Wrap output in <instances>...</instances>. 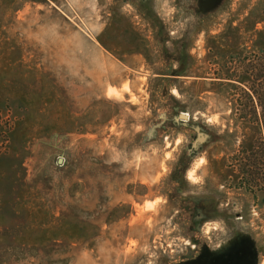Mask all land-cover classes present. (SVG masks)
<instances>
[{
	"label": "rangeland",
	"instance_id": "rangeland-1",
	"mask_svg": "<svg viewBox=\"0 0 264 264\" xmlns=\"http://www.w3.org/2000/svg\"><path fill=\"white\" fill-rule=\"evenodd\" d=\"M259 36L264 0H0V264H264Z\"/></svg>",
	"mask_w": 264,
	"mask_h": 264
},
{
	"label": "trees",
	"instance_id": "trees-1",
	"mask_svg": "<svg viewBox=\"0 0 264 264\" xmlns=\"http://www.w3.org/2000/svg\"><path fill=\"white\" fill-rule=\"evenodd\" d=\"M263 33H261L262 35ZM231 35L229 34H226V35H223L221 36V41L224 40V42L230 38ZM260 37V40L258 43V46L260 47H264V39H262L263 36H259ZM226 45V44H225ZM263 49V48H262ZM227 73H222L221 76H217V78L219 80H223V81H231L232 78L230 76H228V70L226 71ZM238 78H240V81L239 82H247V83H251L250 87L249 88H258L257 86H264V60L263 62H261L259 64V67L257 65H252V64H247L245 67H244V70L239 74ZM223 84V83H222ZM261 91H255V93L257 94V101L254 102L252 101V104H248V105H244L245 109H250L251 106H252V110H253V113L254 116L257 118V123H258V127L259 128H264V87L260 88ZM250 101V100H249ZM261 108L262 110V114L259 115L258 113V109ZM245 112V111H244ZM260 123V125H259ZM263 146H264V143H263ZM251 147V151L254 150V148ZM264 155V153H263ZM1 157V155H0ZM249 165H246V168H248V172H243L244 175L254 179V180H257L258 179V174H255V172H252L250 173V171H253V168L249 169L248 167Z\"/></svg>",
	"mask_w": 264,
	"mask_h": 264
},
{
	"label": "water",
	"instance_id": "water-1",
	"mask_svg": "<svg viewBox=\"0 0 264 264\" xmlns=\"http://www.w3.org/2000/svg\"><path fill=\"white\" fill-rule=\"evenodd\" d=\"M183 115H187V114L181 113V114L179 115L180 118H185V117H183Z\"/></svg>",
	"mask_w": 264,
	"mask_h": 264
}]
</instances>
